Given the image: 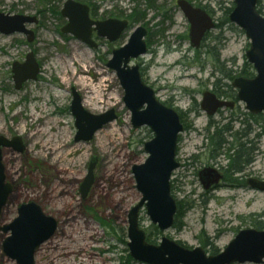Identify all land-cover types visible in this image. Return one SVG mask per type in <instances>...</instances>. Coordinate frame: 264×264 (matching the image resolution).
<instances>
[{"label": "rangeland", "instance_id": "rangeland-1", "mask_svg": "<svg viewBox=\"0 0 264 264\" xmlns=\"http://www.w3.org/2000/svg\"><path fill=\"white\" fill-rule=\"evenodd\" d=\"M65 1L51 0L46 6L42 0H0L5 13L39 18L38 24L27 26L36 34L33 42L21 33L0 32V135L10 140L21 137L25 148L23 153L13 146L3 148L6 181L13 192L2 210L1 226L15 219L20 205L34 201L59 222L56 234L35 254V264H148L131 257L127 228L128 213L142 198L132 168L149 157L145 143L153 131L133 128L131 111L123 100L125 91L116 72L107 66L112 52L125 45L133 31L126 30L115 44L91 48L63 33L68 22L61 15ZM191 1L217 21L199 50L190 42V22L177 0H155L172 16L165 21L157 7L149 8L145 0H107L102 4L122 14H130L138 6L154 26L163 23L160 32L151 36L147 54L133 63L140 65L142 78L155 89L157 99L183 114L185 131L177 148L182 166L174 171L171 181L172 195L183 207H178L175 225L166 231L152 224L144 209L140 228L151 244L158 245L162 237H168L186 248L201 246L210 256L221 253L241 229L264 226V192L247 181L264 180V134L249 136L258 151L243 173L224 179L214 191L204 190L198 171L206 166L224 170L229 164L223 156L212 159L206 128L212 122L220 126L230 122L235 131L241 130L240 121L233 120H247L251 113L237 101L235 110L225 108L210 117L200 108L203 92L219 95L230 86L237 92L232 85L235 78L244 77L241 73L245 70L256 76V71L246 57L250 39L229 20L234 0ZM258 9L264 17V0H259ZM30 51L36 54L41 75L16 90L12 66L23 62ZM230 70L233 78L225 77ZM74 88L90 113L114 109L118 116L91 141L75 142ZM249 123L260 130L253 120ZM93 158L98 160L95 181L83 198L81 184ZM10 235V231H0V264H19L4 250ZM207 241L210 246L204 247Z\"/></svg>", "mask_w": 264, "mask_h": 264}, {"label": "water", "instance_id": "water-1", "mask_svg": "<svg viewBox=\"0 0 264 264\" xmlns=\"http://www.w3.org/2000/svg\"><path fill=\"white\" fill-rule=\"evenodd\" d=\"M177 1L191 23L190 42L195 49H199L202 40L215 28L216 23L201 7L197 8L187 0ZM234 3L229 20L245 31L251 41L246 57L253 64L256 76L237 77L232 85L237 89L238 98L246 109L258 115L264 113V17L257 9L259 0H234ZM63 6L61 15L68 20L62 29L63 33L72 34L91 48L97 47L91 37L93 29L99 30V34L102 30V37L107 36L110 41H115L129 26L127 20L94 21L90 16L89 5L83 2L66 0ZM33 23H39L36 16L11 15L0 9V32L5 35L21 33L27 36L28 42H33L36 34L27 27ZM131 36L126 45L115 49L107 63L116 72L125 91L123 100L131 111L130 122L133 128L148 127L153 131V137L145 143V152L149 157L141 165L136 164L132 168L142 198L128 213V247L131 257L148 264H264V229H241L221 253L208 256L201 246L186 248L168 237H162L158 245L151 244L146 231L140 228L139 217L144 209L152 224L162 231L173 228L175 224L178 205L172 195L171 180L174 171L181 167L177 160V148L179 136L185 130L179 112L157 99L155 89L144 82L140 65L133 63L147 54V28L139 25ZM12 73L16 90L22 89L30 80H38L41 65L35 52L30 51L23 62H15ZM72 92L71 113L75 116L77 126L75 142L91 141L97 131L118 119L114 109L99 115L90 113L84 108L80 93L75 88ZM202 97L200 108L210 117L226 107H236L234 101L221 99L212 91H204ZM12 146L21 153L25 150L21 137L15 136L10 140L0 135V215L13 192L11 184L6 181L3 163V148ZM97 162V158L91 160L86 179L81 184L83 198L89 194L95 181ZM222 179L221 171L212 166L199 171L200 183L206 191L218 186ZM247 181L254 189L264 192V180L250 178ZM17 212L18 215L12 222L0 225L1 231H10L11 234L3 244L5 253L19 264H35V254L43 243L56 234L59 222L54 216L46 214L39 203L34 201L20 205Z\"/></svg>", "mask_w": 264, "mask_h": 264}, {"label": "trees", "instance_id": "trees-1", "mask_svg": "<svg viewBox=\"0 0 264 264\" xmlns=\"http://www.w3.org/2000/svg\"><path fill=\"white\" fill-rule=\"evenodd\" d=\"M42 3L46 6L51 3V0H42ZM145 3L148 5L149 8H153L158 10V15L163 16V21L167 19H172V16L164 11L163 6H157L155 0H145ZM51 10L60 15L59 11ZM161 11V12H160ZM164 11V12H163ZM140 12L141 15H138ZM142 10L137 6L133 12L132 16V23H138L146 20L147 13L142 12ZM229 13V12H227ZM162 23V22H161ZM161 23L157 24L160 25ZM211 50L207 51L208 54H211ZM244 77L253 78L255 73L245 70L244 73H241ZM228 78H233L231 74V70L226 73ZM229 91H224L219 96H227L228 98L235 99L234 101H239L238 95L236 91H233L232 86H230ZM237 107V106H236ZM236 109V108H235ZM234 109V110H235ZM181 119L183 118V114H180ZM250 118L247 120H240L236 119L233 120L236 122L237 120L240 121L242 126L241 130H234V126L231 123H227L224 126H220L219 123H210L207 129V136L206 140L209 142L210 150H211V157L212 159H217L219 156H223L225 160H229L228 167L224 168L225 171V180H229L230 177L234 176L235 174L243 173L246 168L251 165L255 159L254 154L258 151L257 148L253 145V140L249 138V136L255 133V138H259L261 134H264V113H259L258 115L249 114ZM249 120H253L256 123L257 127H260V130L257 132L254 127L249 123ZM179 207L182 208L183 205L178 203ZM255 227L259 230H263L264 226L262 224L255 225ZM149 240V239H148ZM210 246L209 242L204 243V247Z\"/></svg>", "mask_w": 264, "mask_h": 264}, {"label": "flooded vegetation", "instance_id": "flooded-vegetation-1", "mask_svg": "<svg viewBox=\"0 0 264 264\" xmlns=\"http://www.w3.org/2000/svg\"><path fill=\"white\" fill-rule=\"evenodd\" d=\"M76 1H78V2H83L84 4H87V5H89V7H90V16H91V19H93L94 21H98V22H103V21H106V20H110V19H119V20H123V21H125V20H127L128 21V28L127 29H125V31L126 30H128V29H131L133 32L135 31V29H136V27L137 26H139V25H142V26H144L145 28H147V37H146V44H147V46H148V43H149V40H150V38H151V36H155V34H157V33H159L160 32V30H159V28L161 27V26H163V23H161L160 25H155L154 26V24H153V20H149V19H147V16H146V20H144V21H142V22H138V23H135L134 25H136V26H133V23L131 22L132 21V16L131 15H133V12H134V10H135V8L134 9H132L131 11V13L130 14H122L117 8H113V10H108V9H106V8H104L103 6V4H102V2H104V1H107V0H86V1H83V0H76ZM187 1H190L195 7H197V8H199V7H201L202 9H204L205 11H207L204 7H202V6H197V5H195V3L193 2V1H191V0H187ZM65 3V2H64ZM64 5V4H63ZM177 5H178V1H177ZM148 6V5H147ZM179 6V5H178ZM180 8V7H179ZM63 9V8H62ZM168 10V9H167ZM181 10V9H180ZM62 11V10H61ZM101 12V13H100ZM143 12V11H142ZM141 12V13H142ZM170 13H172V10H170L169 11ZM207 13L209 14V15H211L212 16V18H213V20L215 21V19H214V17H213V15L209 12V11H207ZM138 15H141L140 14V12H138ZM38 18V17H37ZM39 19V18H38ZM215 23H216V26H217V21H215ZM157 24H159V23H157ZM190 26H191V23H190ZM215 26V27H216ZM125 31H123L122 33H121V35H120V37L117 39V40H115V41H110V39L107 37V36H104V37H102L101 36V34L103 33V31L101 30V32H100V34H99V30H96V29H93V33H92V39L95 41V43H96V45H97V47L96 48H99L101 45H104V44H115V42H117L118 40H120L121 38H123V35L125 34ZM189 31H190V29H189ZM133 32H132V34H133ZM211 31H209L207 34H206V36L204 37V39L202 40V45H203V41L205 40V38L207 37V35L210 33ZM131 34V35H132ZM132 37V36H131ZM130 37V38H131ZM130 40V39H129ZM129 42V41H128ZM126 45V44H125ZM202 45H201V47H202ZM124 46V45H123ZM123 46H121V47H123ZM120 47V48H121ZM201 47L199 48V49H201ZM116 49H119V48H116ZM199 49H196V50H199ZM148 50H149V46H148ZM115 51V50H114ZM113 51V52H114ZM113 52H112V55H113ZM148 52V51H147ZM146 55V54H145ZM143 56V55H142ZM141 57V56H140ZM134 62V61H133ZM216 94V93H215ZM219 98H221V99H224V97L223 96H219L218 94H216ZM168 106V105H167ZM169 107V106H168ZM178 153V152H177ZM181 166H182V164H181ZM213 167V166H212ZM214 168H216V169H218L219 171H221V173L223 174V179H222V181L224 180V178H225V171L223 170V167H222V169L220 168V167H214ZM200 171V170H199ZM199 171H198V178H199ZM222 181H221V183L220 184H218V186H215V187H212V188H210L209 190H207L208 192H210V191H214V190H216L219 186H221L222 185ZM205 190V189H204ZM206 191V190H205ZM2 213V212H1ZM3 214V213H2ZM2 214L0 215V225H2L1 224V216H2Z\"/></svg>", "mask_w": 264, "mask_h": 264}, {"label": "bare ground", "instance_id": "bare-ground-1", "mask_svg": "<svg viewBox=\"0 0 264 264\" xmlns=\"http://www.w3.org/2000/svg\"><path fill=\"white\" fill-rule=\"evenodd\" d=\"M82 102H83V100H82ZM83 106H84V102H83Z\"/></svg>", "mask_w": 264, "mask_h": 264}]
</instances>
